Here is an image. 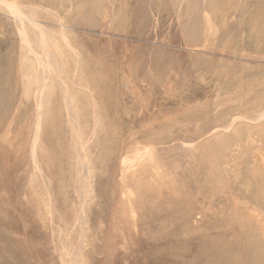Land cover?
<instances>
[{"label": "rangeland", "instance_id": "374dc122", "mask_svg": "<svg viewBox=\"0 0 264 264\" xmlns=\"http://www.w3.org/2000/svg\"><path fill=\"white\" fill-rule=\"evenodd\" d=\"M221 254L264 264V0H0V264Z\"/></svg>", "mask_w": 264, "mask_h": 264}, {"label": "bare ground", "instance_id": "6f19581e", "mask_svg": "<svg viewBox=\"0 0 264 264\" xmlns=\"http://www.w3.org/2000/svg\"><path fill=\"white\" fill-rule=\"evenodd\" d=\"M47 78L48 77H46L45 75H44V79H42V78H38V80L37 81H41V80H43V84L45 83V81L47 80ZM44 89V88H43ZM39 103H40V101H39ZM38 103V104H39ZM38 104H37V106H38ZM43 107V106H42ZM36 126H38V124H36ZM35 137V136H34ZM225 256H224V254H221V256H217V258H215L214 259V263H216V261L218 262V261H220L222 264H230V262L228 261V260H226V259H223ZM226 261H228V262H226ZM213 264V263H212ZM216 264H219V263H216Z\"/></svg>", "mask_w": 264, "mask_h": 264}]
</instances>
